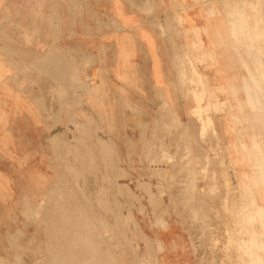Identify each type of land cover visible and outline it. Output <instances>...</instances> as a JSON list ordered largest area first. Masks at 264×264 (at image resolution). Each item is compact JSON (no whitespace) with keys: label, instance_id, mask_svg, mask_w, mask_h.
Listing matches in <instances>:
<instances>
[{"label":"rangeland","instance_id":"374dc122","mask_svg":"<svg viewBox=\"0 0 264 264\" xmlns=\"http://www.w3.org/2000/svg\"><path fill=\"white\" fill-rule=\"evenodd\" d=\"M141 3L167 66L135 65ZM93 194L107 264H264V0H0V264L57 261Z\"/></svg>","mask_w":264,"mask_h":264},{"label":"bare ground","instance_id":"6f19581e","mask_svg":"<svg viewBox=\"0 0 264 264\" xmlns=\"http://www.w3.org/2000/svg\"><path fill=\"white\" fill-rule=\"evenodd\" d=\"M242 3V2H241ZM233 12V11H232ZM236 13V12H235ZM243 13V12H242ZM211 14H213V12H211ZM232 15V14H231ZM233 15L234 16H236V14H234L233 13ZM232 15V16H233ZM245 18V17H244ZM243 18V19H244ZM238 19H239V16H238ZM240 19H241V17H240ZM235 20V19H234ZM234 20H232V22H234ZM242 20V19H241ZM236 21V20H235ZM238 21V20H237ZM231 22V23H232ZM241 22V21H240ZM234 23H236V22H234ZM234 23H232V24H234ZM238 23V22H237ZM237 23H236V26H237ZM242 23V22H241ZM244 23V22H243ZM240 24V23H239ZM238 24V25H239ZM251 25V24H250ZM235 26V25H234ZM242 26V25H241ZM249 26V25H248ZM236 28V27H235ZM243 28V27H242ZM255 28V27H254ZM232 29H234V28H232ZM237 29H238V27H237ZM241 29V28H240ZM242 30V29H241ZM233 31V30H232ZM240 31V30H239ZM238 32V31H237ZM237 37V36H236ZM245 37V36H244ZM239 38V37H238ZM236 40H237V38H236ZM245 40V39H244ZM241 48V47H240ZM254 49V48H253ZM22 70V69H21ZM247 78V77H246ZM254 78V77H253ZM248 80V79H247ZM260 82V81H259ZM255 84V83H254ZM260 94H261V92H260ZM262 97V96H261ZM197 100H200V99H197ZM198 102V101H197ZM199 102H201V101H199ZM253 105V104H252ZM251 106V105H250ZM255 106V105H254ZM202 120V119H201ZM209 122H210V120H209ZM208 123V122H207ZM208 126V125H207ZM214 126V125H213ZM208 128H209V126H208ZM214 131V130H213ZM215 133V132H214ZM215 137V136H214ZM176 145V144H175ZM212 146V145H211ZM176 147V146H175ZM216 147V146H215ZM155 149H156V147H155ZM216 149H218V148H216ZM103 150V149H102ZM157 150H159V149H157ZM157 150H155V151H157ZM98 151V150H97ZM152 151V150H151ZM103 152V151H102ZM148 152H150V151H148ZM108 156V155H107ZM111 156V155H110ZM146 156H147V154H146ZM149 157V156H148ZM146 158V157H145ZM149 160H150V158H148ZM168 159V158H167ZM111 160V159H110ZM117 160V159H116ZM93 161V160H92ZM165 161V160H164ZM203 161V160H202ZM114 162V161H113ZM92 163V162H91ZM186 163V162H185ZM187 165V164H186ZM190 167V166H189ZM176 170V169H175ZM146 171V170H145ZM148 171V170H147ZM188 173V172H187ZM106 174V173H105ZM187 177V176H186ZM182 180H183V178H182ZM180 182V181H179ZM88 183V182H87ZM90 184H91V186H94L95 185V183L93 182V181H91V182H89ZM112 183V182H111ZM180 186V185H179ZM92 189H93V187H91ZM184 188H185V186H184ZM176 189V188H175ZM186 189V188H185ZM106 191V190H105ZM104 191V192H105ZM179 191V190H178ZM211 191V190H210ZM103 192V193H104ZM214 192V191H213ZM221 192V191H220ZM94 193V192H93ZM98 193V192H97ZM105 193H108V192H105ZM99 194L100 195H102L101 194V192L99 191ZM153 195V194H152ZM223 195H225V194H223ZM226 195H227V193H226ZM179 196V195H178ZM216 196V195H215ZM96 196H94V194L93 195H88V198L91 200V207L88 205V207H90L91 208V212L92 211H94V215H92V217H91V219L89 218L90 216H88L87 215V213H88V211H87V209L88 208H86V206H84L83 204H79L78 203V205L77 204H75V205H77V207H73V209L74 210H68V212H67V216L70 218V221L68 222V224L67 225H65L64 227H63V229H60L59 227H57V229L58 230H56L57 232H58V239H57V237H55V235L57 236V233H55L54 234V232H52L53 234H54V236L53 237H55L56 239H57V241H58V247L60 248V252H61V254H60V252L58 251V252H56L55 251V257H56V253H58V254H60V256H58L59 258L57 259V261H54V258L51 260V258L52 257H50L49 256V259H50V263L52 264V261H53V264H107V263H109V262H107V260L108 259H106L105 258V253L103 254V251H105V245L103 246V245H101L102 244V242L100 243V241L101 240H99V238L101 237V235L99 234V233H101L100 231L99 232H97L96 230H97V228H96V230H95V226H94V224H93V222L97 219L98 221H99V219L101 218V216H107V218H109V214H108V211H109V207H111V204H112V209H114V205H113V202L110 204L108 201L109 200H107V202L109 203L108 204V207H106V204L105 205H103V206H105L106 208V211L105 210H102V208L101 207H99L100 206V204L97 202V201H95L94 199H96L95 198ZM100 197H103V196H100ZM105 197V196H104ZM108 197V199H111V198H109V196H107ZM223 197V196H222ZM225 197V196H224ZM233 198V197H232ZM106 199V198H105ZM104 199V200H105ZM93 200L95 201V202H93ZM103 200V201H104ZM81 201H82V198H81ZM101 201V200H100ZM111 201V200H110ZM216 201V200H215ZM97 202V203H96ZM102 202V201H101ZM104 202H106V201H104ZM223 202V201H222ZM75 203V202H74ZM86 203V202H85ZM220 203V202H219ZM96 205H98V207L99 208H101V209H97V207H96ZM110 205V206H109ZM71 206V205H70ZM203 207H205V206H203ZM245 207V206H244ZM89 208V209H90ZM104 208V207H103ZM202 208V207H201ZM67 209V208H66ZM70 209H71V207H70ZM111 210V209H110ZM261 210H263V208H261ZM61 212V211H60ZM111 213H112V211H110ZM116 212V211H115ZM256 212V211H255ZM264 212V211H263ZM59 213V212H58ZM211 213V212H210ZM177 214V213H176ZM209 214V213H208ZM212 214V213H211ZM58 215V214H57ZM60 215V214H59ZM114 215V214H113ZM210 215V214H209ZM215 215V214H214ZM111 216H112V214H111ZM116 217H117V214H116ZM209 217V216H208ZM211 217V216H210ZM210 217H209V219H210ZM215 217V216H214ZM51 218H53V217H51ZM60 218V217H59ZM113 218V217H112ZM114 218H115V215H114ZM102 219V218H101ZM117 219V218H116ZM94 220V221H93ZM198 220V219H197ZM201 220H202V218H201ZM65 221V220H64ZM98 221H96L97 222V225H98ZM210 221H212V220H210ZM215 221V220H214ZM213 221V222H214ZM101 222V221H100ZM106 222V221H105ZM104 222V223H105ZM109 222V221H108ZM55 223V222H54ZM67 223V222H66ZM212 223V222H211ZM218 223V222H217ZM262 223V222H261ZM106 224V223H105ZM190 224H192V223H190ZM210 224V223H209ZM95 225H96V223H95ZM104 225V224H103ZM110 225V224H109ZM189 225V224H188ZM202 225V224H201ZM55 226V225H54ZM101 226H102V224H101ZM106 226V225H105ZM194 226V225H193ZM200 226V225H199ZM205 226V225H204ZM215 226V225H214ZM213 226V227H214ZM61 227V226H60ZM83 227V228H82ZM209 227H211V226H209ZM216 227V226H215ZM214 227V228H215ZM52 228V227H51ZM54 228V227H53ZM78 228V229H77ZM187 228V227H186ZM196 228V227H195ZM205 228V227H204ZM55 229V228H54ZM102 229V228H101ZM110 229H111V227H110ZM125 229V228H124ZM208 229V228H207ZM98 230H99V228H98ZM194 230V229H193ZM199 230V229H198ZM216 230H217V228H216ZM55 231V230H54ZM55 231V232H56ZM202 231V230H201ZM205 231V230H204ZM195 232V231H194ZM51 233V234H52ZM96 233H97V235L98 236H96ZM197 233V232H196ZM203 235H204V233H203ZM202 235V236H203ZM48 236H50L51 237V235H48ZM103 236V235H102ZM206 236V235H205ZM99 237V238H98ZM204 237V236H203ZM207 237V236H206ZM102 238V237H101ZM109 238V237H108ZM198 238V237H197ZM98 239V241H99V243H98V241H96ZM103 239V238H102ZM200 239V238H199ZM196 242V241H195ZM153 245V244H152ZM46 246V245H45ZM50 246H51V244H50ZM49 246V250L51 249V247ZM56 246V245H55ZM53 247L52 248V250H55L56 249V247ZM148 246H150L149 245V242H148ZM30 247V246H29ZM151 247V246H150ZM55 248V249H54ZM111 248V247H110ZM46 249V248H45ZM76 249H78V250H81L82 252H84V253H82L79 257H80V261L79 262H76L77 261V256H78V254L77 253H75V251H76ZM149 249V248H148ZM29 250V249H28ZM58 250V249H57ZM47 251V250H46ZM109 251V250H108ZM135 251V250H134ZM133 251V252H134ZM218 251V250H217ZM54 252V251H53ZM52 252V253H53ZM208 252V251H207ZM206 252V253H207ZM51 253V252H50ZM107 253V252H106ZM136 253H137V251H136ZM135 253V254H136ZM204 253V252H203ZM47 254H49L48 252H47ZM53 254V255H54ZM201 254V253H200ZM52 255V256H53ZM113 255V254H112ZM133 255V254H132ZM204 255V254H203ZM33 256V255H32ZM130 256V255H129ZM215 256V255H214ZM246 256V255H245ZM114 257V256H113ZM131 257V256H130ZM200 257V256H199ZM30 259V258H29ZM37 259V258H36ZM204 259H205V257H204ZM211 259V258H210ZM76 260V261H75ZM136 260V259H135ZM199 260H200V258H199ZM202 260V259H201ZM25 261V260H24ZM48 261V260H47ZM213 261V260H212ZM32 262V261H31ZM133 262H135V261H133ZM26 263V262H25ZM112 263V262H111ZM136 263V262H135ZM31 264H33V263H31ZM116 264H117V262H116ZM220 264V263H219Z\"/></svg>","mask_w":264,"mask_h":264},{"label":"crops","instance_id":"0c3cea01","mask_svg":"<svg viewBox=\"0 0 264 264\" xmlns=\"http://www.w3.org/2000/svg\"><path fill=\"white\" fill-rule=\"evenodd\" d=\"M138 9H140L141 11H137ZM145 10H149L148 7H146L144 4H139L137 5V7H135L134 9H132V12L134 15H130V13L128 11L125 10V7L123 6L122 7V11L121 13H119L117 15V18H118V22L120 23V25L123 26V23H125L124 21V18H126V16H128L127 18H132L133 17H140L139 20H140V23H144L146 22V24H141V27H140V30H139V33L141 35H144L146 37H141L140 38V43L142 45V47H144V49L147 51V52H144V51H141V53H139L138 55V61L136 62L135 65H138V66H146L149 63L148 59L149 58H154L155 61H154V66L158 67V66H167L168 64H170V51H171V43L169 41V39H163L162 38V30L165 29V26H163V19H165V16L170 13L172 14L173 12H170V11H167L165 10L164 8H161L160 6H157V8L155 9V14H156V17L153 18V21H155L156 25H148L147 24V18L145 17V15H147L146 12H144ZM139 14V15H138ZM122 22V23H121ZM162 23L161 25L162 26H159L157 25ZM126 26V25H124ZM128 29V27H126ZM125 29L124 32L127 30ZM105 32V31H104ZM103 32V33H104ZM112 32V30H111ZM117 34H121L123 32H119V31H116ZM98 47V48H97ZM85 49L87 50L88 53L92 54V56H94L95 58L98 57V55H101L102 53V50L104 49V45L102 42H88V44L86 43L85 44ZM151 51L152 54H151ZM152 65V63H151ZM149 66V65H148ZM157 70V69H156ZM147 71V79H148V82L151 83V85H155V83H159V82H163L165 84V93L167 95V91H166V87L168 85V82H169V78L167 77V73L165 72L166 70L162 69L160 67V70L158 72V75L155 76V77H159L160 79L157 78L154 79L152 77V74H151V77L149 76L150 74H148V70ZM154 96V93H150L148 94V97H153Z\"/></svg>","mask_w":264,"mask_h":264}]
</instances>
